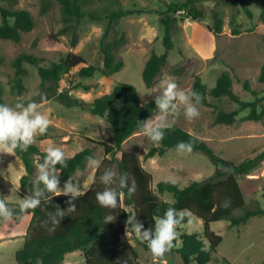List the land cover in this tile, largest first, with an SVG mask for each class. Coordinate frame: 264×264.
I'll list each match as a JSON object with an SVG mask.
<instances>
[{"label":"rangeland","instance_id":"1","mask_svg":"<svg viewBox=\"0 0 264 264\" xmlns=\"http://www.w3.org/2000/svg\"><path fill=\"white\" fill-rule=\"evenodd\" d=\"M175 1L177 0H80L85 13L96 14L100 19H92L85 15L77 26L76 41L73 44L74 33L70 28H65L59 6L54 0L15 2L0 0V6L28 10L34 21L33 28L24 32L19 41L0 38V83L3 86L5 104L16 111H21L22 108L18 105H22V100H34L40 93L37 67L28 63H23L27 70L23 80L24 92L19 95L11 91L10 78L14 72L11 63L18 54L22 52L33 54L42 59L41 65H49L50 62L58 61L68 52H72L81 55L87 64L100 68L103 64L100 41L108 20L106 15L118 8L141 9L142 13L121 17L107 38L112 40L120 37L122 32L125 34L124 42L113 49L116 56L123 60V67L109 76L95 72L92 76L83 78L78 76L77 67L72 68L60 79L59 91L67 88L72 96L90 102L95 97L109 92L117 82H127L134 85L141 100L146 101L155 96L162 97L166 82L171 79L177 83L176 90L188 95V103L196 107L200 114L189 120L184 114L186 105L176 98L173 101L177 105L175 111L163 114L159 110L150 115L146 122L155 120L163 114L164 124H177L183 127L204 140L215 153L235 163L256 156L264 150V117L258 121L243 120L242 117L248 112V109H244L238 112L234 123L216 124L212 115L214 107L229 111L238 109V104L226 96L218 98L208 96L207 105H198L192 101L189 92L197 76L211 87L215 84L217 76L227 70L232 78V89L239 98L252 101L258 97L257 110L264 108V85L258 79L260 68L264 64V21L260 19L261 0H246L251 16H248L240 5L222 3L219 11L223 24L219 33H214L209 28L213 26L211 13L215 8L214 0L197 2V7L203 13L199 19L178 15L180 20L173 30V47L168 51L167 61L161 67L152 86L146 87L141 74L145 61L152 52L157 54L164 52L159 11L164 9L165 4ZM234 10L238 11L236 21L239 30L235 34L230 23ZM243 80L249 81L250 89L256 94L243 88ZM76 82L88 85L89 89L73 88ZM37 105L36 111L47 115L51 121L48 131L35 134L33 139L42 150L46 151L49 143H52L62 148L66 156L83 147H90L93 151L92 157L100 161L104 157H109L105 156L101 145L86 138L113 143L111 125L104 117L93 115L78 106H65L56 95L38 102ZM120 105V101L114 103L116 108ZM157 144L158 142H153L145 136L142 130L133 133L122 144V150L135 153L142 166L151 173L150 186L153 189L156 183L163 179L175 181L183 187L192 180H206L215 172L214 165L200 152L168 150L161 156L145 157L147 150ZM43 163L39 159L36 161L33 180H39V165ZM96 167L94 168L89 160L85 168L76 172L70 181L62 179L52 165H48L46 170L50 176L57 177L59 189L63 190L66 184L71 182L84 192L90 186L84 187L88 176ZM112 171L117 175L115 163ZM23 173L21 160L14 153L9 154L0 149V186L6 199L11 203L17 201L20 203L27 197L36 195L35 192L31 193L19 186V178ZM17 175L20 176L17 178ZM236 178L245 197V206L249 208L258 205L264 209V159L248 173L237 174ZM16 186L22 193L15 192ZM159 196L164 200L173 201L172 195L168 192ZM240 211L242 208L235 210L233 215L239 214ZM188 214L189 221L176 228L177 236L183 232L202 233V219L191 212ZM22 216L12 217L11 222L7 221L5 228L0 231V264H12L16 249L23 244L29 218ZM3 220L4 218H0V226ZM209 226L212 231L221 235L222 239L214 253L215 258L206 264H264V215L254 216L241 225L230 226L229 220L224 218L211 222ZM122 240L129 241L135 248L140 264H182L176 252L162 260L154 258L142 245H138L134 235L129 231L124 233ZM222 258H225V261H222ZM63 264H85L83 252L75 250L67 253Z\"/></svg>","mask_w":264,"mask_h":264},{"label":"trees","instance_id":"2","mask_svg":"<svg viewBox=\"0 0 264 264\" xmlns=\"http://www.w3.org/2000/svg\"><path fill=\"white\" fill-rule=\"evenodd\" d=\"M15 1L17 0H9V2ZM54 1L59 6L61 20L65 28H70L74 33L73 44L76 41L77 26L85 15L92 19H100L96 14L85 13L80 0ZM198 1L200 0H177L165 4L164 9L159 11V22L163 29L161 41L164 52L161 54L152 52L145 61L141 74L146 87L152 86L161 67L167 61L168 51L173 47V30L180 20L178 15L192 19H199L203 16L202 11L197 7ZM214 1L215 8L211 13L213 26L209 27L214 33H219L222 30L223 20L219 11L222 3L240 5L244 12L251 16L246 0ZM142 12L141 9L118 8L106 15L108 20L100 41V50L103 54V64L100 68L87 64L81 55L72 52H68L58 61L50 62L49 65H41V58L26 52L18 54L12 60L11 65L14 72L10 78V88L13 93L20 95L25 90L23 80L27 70L23 67V63L36 66L40 79V93L34 100H22L23 106H27L29 102L38 103L56 95L65 106H78L93 115L104 117L110 123L113 135V143L86 137L101 145L105 156L109 155V157H104L100 161L95 170V181L75 199L72 198V193L52 194L42 181L32 179L36 161L39 159L45 162L47 155L45 150H42L34 142L28 146L27 151H21L19 146L14 150V154L21 160L24 167V173L19 178V186L31 193H36L39 190L41 196L40 204L35 209L21 212L19 203L9 202L0 186V198L6 200L12 217L20 218L26 213H31L23 244L16 249L12 264H63L66 254L75 250L83 252L85 264H140L135 248L129 241L122 240L126 231L134 235L138 245H142L146 252L150 255L152 253L147 242L137 239L131 230V224L127 223L128 216L135 214V220L143 224L142 231L144 229L154 230L157 219L162 217L169 207L176 209L178 214L179 212L185 213L177 227L189 221L188 212H191L202 219L203 231L201 234L197 232L180 233L175 237L171 250L166 252L163 257L156 259L162 260L176 252L179 254L182 264H192L193 262L206 264L215 258L214 253L222 239L221 235L210 229L211 222L226 218L229 220L230 226H234L247 223L251 217L264 215V209L258 205L249 208L245 206V197L236 178L237 174L248 173L263 160L264 150L252 158L235 163L215 153L204 140L195 134L177 124H170L171 127L163 129V140L150 147L145 153V157L161 156L168 150L178 151V142H190L192 151L206 155L214 165L215 172L206 180H192L183 187H180L175 181L163 179L158 181L153 189L150 186L151 173L142 166L135 153L122 150V144L133 133L142 130L141 123H145L150 115L160 110L156 104V100L160 96L143 101L135 86L127 82H117L109 92L95 97L90 102L72 96L67 88L59 91L60 79L72 68L77 67V74L82 78L90 77L95 72L109 76L120 70L123 67V60L116 56L113 49L124 42L125 34L122 32L120 37L112 40H107V38L121 17ZM237 12V10L233 11L230 20L234 34L239 32L236 21ZM260 19L264 21V0L260 2ZM33 25L34 21L28 10L0 6V38L19 41L22 34L31 30ZM258 79L264 85V64L260 68ZM242 86L245 90L254 92L250 89L248 80H243ZM75 87L89 89L88 85L81 82H76L73 85V88ZM192 93L199 94L201 99L197 100V96ZM254 94L256 93L254 92ZM189 95L192 101L198 105H207L208 96L216 98L226 96L238 104V109L229 111L214 107L212 115L213 122L216 124L234 123L238 112L244 109H248V112L242 117L243 120L258 121L264 117V108L257 110L258 97L252 101H244L233 91L232 78L227 70L217 76L215 84L211 87L197 76L193 81ZM117 101L121 102L119 108L114 107V103ZM0 103H5L1 83ZM117 154L119 155L117 156ZM92 155L93 151L90 147H83L72 155L65 156L64 165L57 163L52 166L62 179L70 181L76 172L85 168L89 161L88 158ZM114 163L117 166V175H114L110 184H105L101 177L106 171H112ZM122 173L129 174V185H131L132 179L136 182V190L130 195L127 188H120L119 179ZM107 187L124 193L119 199L117 208L102 207L96 199V193ZM15 192L22 193L19 188ZM164 192L170 193L173 201L164 200L159 196ZM73 205H75L74 208ZM240 208L242 211L233 215V212ZM59 213H63V215H59ZM107 214L114 215L116 219L104 223L103 217ZM222 261H225V258H222Z\"/></svg>","mask_w":264,"mask_h":264},{"label":"clouds","instance_id":"3","mask_svg":"<svg viewBox=\"0 0 264 264\" xmlns=\"http://www.w3.org/2000/svg\"><path fill=\"white\" fill-rule=\"evenodd\" d=\"M177 83L174 80H167L164 87L163 96L157 98L156 104L161 110V113L166 114L169 111H175L177 105L173 102L178 98L180 102L186 105L184 114L186 118L191 120L193 117L198 116L200 113L196 107L188 103V95L184 92L177 91ZM197 96V100L201 99V96L197 93H192ZM21 107V111H16L13 107L5 103H0V149L7 151L8 153H14V150L19 146L21 151H27L28 146L33 143L35 134L46 133L51 123L47 115L37 112L38 107L36 102H29L26 107ZM158 116L155 120H149L142 124V131L145 136L150 138L153 142H159L163 140L165 127H171L163 123L165 116ZM10 141V143H9ZM177 150L181 152H191L192 144L190 142L180 141L177 144ZM47 155L45 156V162L39 165L40 176L39 180L44 183L46 188L52 193L59 195L61 191L64 193L71 192L72 198L78 194H82V190L76 188L71 182H68L63 190L57 187L58 180L55 175H51L47 171L48 165H55L60 163L65 164V152L62 148L49 143L46 149ZM95 166H99L100 160L95 157L88 158ZM115 172L106 171L101 179L105 184H110L113 180ZM128 173H122L119 179V185L121 189H128V194L135 192L136 182L132 179L131 185L128 184ZM95 181V171L88 176L85 188ZM124 195L123 191H117L114 188L107 187L103 191L96 193V199L98 203L105 208L113 209L119 205V199ZM41 191H37L35 197L26 198L19 203L21 212L28 209H35L40 204ZM73 208L75 205L72 206ZM63 215V213H59ZM185 215L184 212L177 213L176 209L169 207L166 209L164 215L160 217L153 229H143V224L140 221L135 220V214L128 216L127 223L131 224V230L135 233L137 239L146 241L148 248L154 258L163 257L164 254L171 250L173 247V241L177 236V225L180 224L181 219ZM0 218L11 220L12 212L7 205L4 198H0ZM116 217L111 214H107L103 217L104 223L114 221Z\"/></svg>","mask_w":264,"mask_h":264},{"label":"crops","instance_id":"4","mask_svg":"<svg viewBox=\"0 0 264 264\" xmlns=\"http://www.w3.org/2000/svg\"><path fill=\"white\" fill-rule=\"evenodd\" d=\"M9 154H12V153H9ZM24 168V167H23ZM22 173V171H20L19 172V174H21ZM20 175H17V178L19 177ZM17 187V186H16ZM16 189H18V187L16 188ZM13 202V201H12ZM17 203H19L18 201H17ZM31 216V213H26V214H24L22 217L24 218V217H28L29 218V220H30V217ZM252 218V217H251ZM29 220H28V223H29ZM7 221L8 222H11V220H7V219H4L3 220V223H2V225L0 226V231L3 229V228H5V226H6V223H7ZM13 222V221H12ZM27 223V222H26ZM27 223V224H28Z\"/></svg>","mask_w":264,"mask_h":264}]
</instances>
